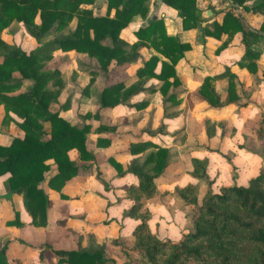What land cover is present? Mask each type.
Listing matches in <instances>:
<instances>
[{"label":"trees","instance_id":"16d2710c","mask_svg":"<svg viewBox=\"0 0 264 264\" xmlns=\"http://www.w3.org/2000/svg\"><path fill=\"white\" fill-rule=\"evenodd\" d=\"M94 1L0 0V33L12 22L22 23L35 43L34 49L26 55L0 39V106L4 112L1 125L13 121L9 115L12 113L21 120L15 124L23 132V138H14L7 146L0 145V176L9 174L3 183L4 197L20 195L30 224L36 228L47 226L50 200L40 188L50 170L47 161L52 160L55 165V173L47 179V184L59 194L60 199L66 200L67 196L60 191L77 174V166L70 160L68 152L75 150L81 161L93 159L86 149L90 127L78 129L49 109L65 87V76L58 69H46L54 52L85 54L95 60L99 69L106 71L111 62L117 65L130 63L136 60L141 47L151 48L163 60L150 55L137 69L133 84L126 87L118 83L105 87L100 95V107L111 108L124 103L142 91L143 85L150 79L160 82L157 89L149 88L150 93L158 91L163 103H180L174 94H169V90L180 85L175 66L190 50V45L167 35L162 18H152L139 27L134 32L136 41L128 44L120 37V32L135 19L147 18L150 0H106L103 16H94L91 9L83 7L92 5ZM160 1L177 12L184 31L194 29L203 22L196 0ZM232 1L245 9L243 5L248 0ZM249 10L264 16V0H258ZM73 20L75 24L70 29ZM49 33H52V38L42 42V38ZM237 33L241 35L244 47L237 66L255 74L261 53L252 46L264 34V18L257 30H246L237 17L224 12L220 23L213 21L211 28H203L201 32L203 37L216 40L222 34L226 35V39L215 49V55L225 49ZM157 65H160L158 73L155 72ZM220 78L227 79L225 96L215 90V81ZM235 79L236 75L225 67L222 73L205 77L195 95L208 108L236 103L239 97ZM25 80L32 81L30 88L13 94ZM93 82L92 75L82 92H87ZM146 106L147 101L131 105L135 110ZM68 107L69 100L66 99L59 109L66 110ZM165 111L162 117L174 114ZM83 117L92 116L85 114ZM43 123L49 124L48 132L44 130ZM162 128L161 123L158 131ZM105 129L114 128L99 126L96 131L99 133ZM214 129V125L205 129L207 137L214 134ZM255 134L259 143L264 142V113L260 115ZM108 144L105 138H96L97 147ZM145 151L148 152L143 157L132 159L126 169L137 178V183L124 188L125 197L133 203L123 211L122 216L138 221L131 234L135 255L128 264H264V166L248 180L246 186H225L215 192L212 189L214 180H209L206 173L208 160L191 158L189 175L205 182L207 189L204 196L198 203L192 185L175 187L174 191L191 208L192 229L184 233L179 241L160 240L150 229L151 213L145 203L159 195L155 179L163 173L170 154L168 148L151 142L130 144L128 149V153L135 156ZM111 164L118 175L124 173L120 164L115 161ZM5 225L22 227L23 223L15 212L14 219ZM5 250V246L0 248V264H9ZM52 254L58 257L56 264H107L104 245L94 244L75 251L57 250Z\"/></svg>","mask_w":264,"mask_h":264},{"label":"crops","instance_id":"0c3cea01","mask_svg":"<svg viewBox=\"0 0 264 264\" xmlns=\"http://www.w3.org/2000/svg\"><path fill=\"white\" fill-rule=\"evenodd\" d=\"M257 1H246L244 9L232 0H196L203 22L194 29L184 31L174 9L160 0H150L147 18H137L121 30L120 37L132 44L136 41L134 32L139 27L146 25L152 18H162L167 35L190 45V50L184 53L175 66L180 85L169 90V94H174L180 101L176 105L163 103L158 91H148L149 88L157 89L160 86L156 79L148 80L142 91L124 103L111 108H101L99 105L105 87L118 83L126 87L133 84L137 69L150 55L163 60L151 48L141 47L136 60L130 63L117 65L111 62L106 71L99 69L95 60L85 54L74 51L53 53L46 69H58L65 76V87L57 102L51 103L49 109L78 129L90 127L86 149L93 159L81 161L75 150L68 152L70 160L77 166V174L60 191L67 196L66 200L60 199L59 194L47 184V179L55 173L53 161H47L50 170L40 185L50 200L47 226L44 228L30 224L20 195L4 197L6 191L3 183L9 174L0 176V247L5 245L9 264H56L58 257L52 251H75L94 244L104 245L107 264H128L135 255L131 234L138 221L122 216L123 211L133 203L125 197L124 188L137 183V178L126 169L132 159L143 157L149 151L137 156L130 155V144L151 142L168 148L170 154L166 168L155 179L159 195L145 203L151 213L150 229L160 240L179 241L184 233L192 229L191 208L174 191L175 187L192 185L198 203L204 196L207 189L205 182L189 175L191 158L208 160L206 173L209 180H214L212 189L215 192L225 186L247 185L248 180L264 166V157L252 149L261 145L256 139L255 129L260 115L264 113V34L252 46L261 53V58L257 61L256 73L250 74L245 68L237 66L244 52L239 33L233 36L225 49L215 55V49L226 39V35L222 34L216 40L203 37L201 32L203 28H211L213 21L220 23L224 12L237 17L244 29L257 30L264 16L249 10ZM83 7L91 9L94 16H103L106 0H95L92 5ZM74 24L73 20L70 29H73ZM51 38L52 33H49L42 38V42ZM0 39L26 55L35 46L22 23L18 22H12L1 31ZM225 67L236 75L239 98L236 103L208 108L195 95L196 89L205 77L218 75ZM159 69L160 65H157L155 72L158 73ZM92 75L94 82L83 93L82 89L88 85ZM31 85L32 81L25 80L13 94L26 92ZM226 87V78L215 81L217 93L225 96ZM66 99L69 100L68 109H59ZM141 101H147L144 109L135 110L131 107ZM164 111L174 114L162 117ZM3 113V107L0 106V145L7 146L14 138H23V132L15 124L21 120L12 113L9 115L13 121L1 125ZM85 114H91L92 117L84 118ZM94 114L98 117H93ZM161 123L163 128L158 131ZM211 125H214V134L207 137L205 129ZM99 126L114 129L97 133ZM43 128L48 132L49 124L43 123ZM97 137L105 138L109 144L97 147ZM112 161L121 165L122 175L117 174ZM15 212L23 223L22 227L6 226L7 221L14 219Z\"/></svg>","mask_w":264,"mask_h":264},{"label":"rangeland","instance_id":"374dc122","mask_svg":"<svg viewBox=\"0 0 264 264\" xmlns=\"http://www.w3.org/2000/svg\"><path fill=\"white\" fill-rule=\"evenodd\" d=\"M260 118V117H259ZM255 120V119H253ZM258 122V121H257ZM257 125V124H256ZM256 151H259L261 153V156L264 157V142L261 143L260 147H257V148H252ZM255 169V167H254ZM5 246V245H4ZM3 247V246H2ZM1 248V247H0Z\"/></svg>","mask_w":264,"mask_h":264}]
</instances>
